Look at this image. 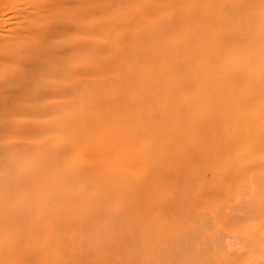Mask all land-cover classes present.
<instances>
[{
	"label": "bare ground",
	"instance_id": "1",
	"mask_svg": "<svg viewBox=\"0 0 264 264\" xmlns=\"http://www.w3.org/2000/svg\"><path fill=\"white\" fill-rule=\"evenodd\" d=\"M0 264H264V0H0Z\"/></svg>",
	"mask_w": 264,
	"mask_h": 264
}]
</instances>
